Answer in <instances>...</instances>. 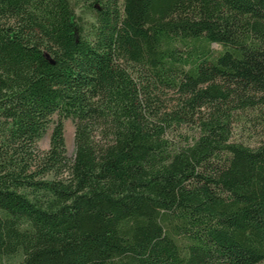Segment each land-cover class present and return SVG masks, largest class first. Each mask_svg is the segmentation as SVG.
<instances>
[{
    "label": "trees",
    "instance_id": "1",
    "mask_svg": "<svg viewBox=\"0 0 264 264\" xmlns=\"http://www.w3.org/2000/svg\"><path fill=\"white\" fill-rule=\"evenodd\" d=\"M0 264H264V0H0Z\"/></svg>",
    "mask_w": 264,
    "mask_h": 264
},
{
    "label": "rangeland",
    "instance_id": "2",
    "mask_svg": "<svg viewBox=\"0 0 264 264\" xmlns=\"http://www.w3.org/2000/svg\"><path fill=\"white\" fill-rule=\"evenodd\" d=\"M212 48L218 49V46L213 45ZM53 120H56V116L53 117ZM51 128V126H50ZM50 128L47 130L45 136L40 139L37 143L38 147L40 149H46L48 147V139H49V134H50ZM63 128H64V139H65V147H66V154L71 157L74 153V143H73V122L71 119H64L63 120ZM235 132H238L236 130ZM245 135L244 133H236L234 135V139H242L244 140Z\"/></svg>",
    "mask_w": 264,
    "mask_h": 264
}]
</instances>
